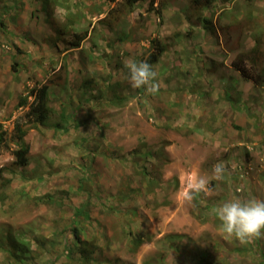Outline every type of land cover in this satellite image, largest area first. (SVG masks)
<instances>
[{"label":"rangeland","instance_id":"1","mask_svg":"<svg viewBox=\"0 0 264 264\" xmlns=\"http://www.w3.org/2000/svg\"><path fill=\"white\" fill-rule=\"evenodd\" d=\"M122 1L0 0V264H264V237L241 244L214 212L264 200V0ZM152 40L166 51L148 94L124 76ZM43 84L53 112L24 127L17 167L18 99ZM197 176L211 191L184 202Z\"/></svg>","mask_w":264,"mask_h":264},{"label":"clouds","instance_id":"2","mask_svg":"<svg viewBox=\"0 0 264 264\" xmlns=\"http://www.w3.org/2000/svg\"><path fill=\"white\" fill-rule=\"evenodd\" d=\"M125 68L124 79L132 88H144L148 94H154L159 90L157 73L146 61L129 58ZM225 173L223 161L213 165L212 177L215 180L222 181ZM210 191L208 179L197 176L187 184L181 198L184 202H191L195 195ZM214 212L220 222L221 230L241 244L251 243L254 239L264 237V200L252 196L248 199L234 196L216 206Z\"/></svg>","mask_w":264,"mask_h":264},{"label":"trees","instance_id":"3","mask_svg":"<svg viewBox=\"0 0 264 264\" xmlns=\"http://www.w3.org/2000/svg\"><path fill=\"white\" fill-rule=\"evenodd\" d=\"M214 1L215 0H193V4L195 6H199V7L203 8L205 6L211 5ZM122 2H123V5L126 7H133L135 4H137L139 2H148L150 9L151 8L153 9L154 4L156 3L155 0H123ZM203 22H206V20L203 19ZM74 37H75V39L70 43V46H72L71 47L72 49H76V48L80 47L81 42L86 38V32H84L82 34H75ZM150 44L153 47V52H151L147 56L145 61L150 65H154L159 61L160 57L166 51V47L164 44H162L158 40H152ZM12 70L15 71L14 65H12ZM236 71L244 74V70L241 67H238L236 69ZM242 78L246 79L247 77H245V75H242ZM253 82L255 85H259V86L264 84V68L257 71V73L255 74V76L253 78ZM48 89H49V87L47 85L43 84L42 86H40L38 88L31 89L29 92V96L19 97V99H18L17 108L27 107V113H25V115H23V117H19L14 121V135H13L12 141H15L17 144V149L11 151V154L14 157V163H13L14 166L24 167L28 164V156H27L28 155V145L24 142V137L26 135V129H24V127L29 122H32V125L38 124L41 126H45V125H47V123L50 119L49 116L53 111L48 106V100H49ZM29 97L32 98L31 102L28 101ZM226 98H229V97H226ZM118 104H120V103H118ZM68 117H70V116H68ZM60 120L65 121V114L63 112L60 113ZM54 127L55 128L59 127V124L55 123ZM4 136H5V133L0 128V146L5 141ZM82 211H83V207L77 209L75 211V215L78 216L79 214H83L84 217H87V213L82 212ZM72 231H74L76 233L77 229H73ZM78 240H79V238L76 235L75 236V244L77 243ZM79 241H78V243H79ZM75 244L72 245V243L69 244V242L66 244V247L64 248L65 257L71 258ZM12 246L14 247L16 245L13 244ZM6 252L9 254V249ZM27 254L28 253H26L25 255H27ZM87 255H88V253H87ZM9 257L10 258L13 257V258L17 259L18 263L22 264L21 260L23 257L20 259L19 255H15V254L9 255ZM85 260H86V257H85Z\"/></svg>","mask_w":264,"mask_h":264},{"label":"crops","instance_id":"4","mask_svg":"<svg viewBox=\"0 0 264 264\" xmlns=\"http://www.w3.org/2000/svg\"><path fill=\"white\" fill-rule=\"evenodd\" d=\"M254 46H255V43H254L253 47H251V48L248 49V51H251L254 48Z\"/></svg>","mask_w":264,"mask_h":264}]
</instances>
